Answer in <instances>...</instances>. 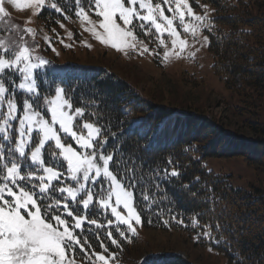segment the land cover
Segmentation results:
<instances>
[{"label":"snow or ice","instance_id":"snow-or-ice-1","mask_svg":"<svg viewBox=\"0 0 264 264\" xmlns=\"http://www.w3.org/2000/svg\"><path fill=\"white\" fill-rule=\"evenodd\" d=\"M195 2L203 14L189 0H73L69 11L100 44L167 64L194 60L196 45L210 44L204 32H211L215 10ZM9 8L30 9L33 15L50 8L69 18L59 0H0V264H78V258L83 264H115L124 243H132L144 226L141 202L149 207L155 199L142 187L144 177L134 162L118 156L116 147L109 150L106 126L87 111L95 101H76L75 89L61 85L40 91L38 79L47 73L38 70L51 61L39 54L37 30L14 22ZM72 35L68 32L69 39ZM43 39L56 52L50 38ZM17 91L29 96L18 103ZM163 171L179 175L175 169ZM171 219L184 225L176 215ZM191 225L203 228L194 241L214 240L212 223L201 226L194 214ZM163 226L171 227L168 219Z\"/></svg>","mask_w":264,"mask_h":264},{"label":"trees","instance_id":"trees-1","mask_svg":"<svg viewBox=\"0 0 264 264\" xmlns=\"http://www.w3.org/2000/svg\"><path fill=\"white\" fill-rule=\"evenodd\" d=\"M203 1L215 10L213 28L206 31L214 71L231 90L241 95L253 93L264 108V0ZM65 66L54 83L40 81V91L54 90L63 81V87L75 89L76 101H95L87 111L96 112L100 124L106 126L109 150L116 147L118 156L129 165L134 162L137 174L144 177L142 187L155 199L149 207H145L148 202L140 204L145 226L197 234L203 228L192 227L195 214L201 226L213 225L214 240L203 236L200 240L222 254L228 264H264V187L253 183L238 187L232 174L208 166L210 159L241 157L264 171V119L243 117L239 112L241 126L253 134L242 135L206 114L148 99L137 87L104 68ZM17 96L28 97L19 91ZM262 115L264 118V112ZM164 169H175L179 175H165ZM171 215L182 218L184 225ZM164 219L171 227L163 226ZM89 239L97 244L92 236ZM145 262L195 264L181 254L162 252L148 256ZM78 264H83L82 259L78 258Z\"/></svg>","mask_w":264,"mask_h":264},{"label":"rangeland","instance_id":"rangeland-1","mask_svg":"<svg viewBox=\"0 0 264 264\" xmlns=\"http://www.w3.org/2000/svg\"><path fill=\"white\" fill-rule=\"evenodd\" d=\"M189 2L197 13L203 14L196 2L192 0ZM59 3L68 13V19H64L50 8H46L39 15H33L30 9L18 11L9 8L10 17L14 22L19 23L21 27L37 30L39 54L51 61L43 70H38L47 73L38 79V84L42 80L52 82L55 76L64 73L65 65L68 63L88 65L113 72L137 87L142 96L148 99L176 107L181 111L206 114L242 135L253 136L241 126L242 115L243 117L248 115L252 119H264L262 115L264 108L261 107L260 100L252 96L253 93L241 95L231 90L216 74L213 66L215 60L209 45L201 47L197 44L196 47L200 48V51L194 60L173 59L167 64L162 63L159 57L147 54L141 57L130 53L125 56L100 44L90 33L83 31L79 20L69 11L72 7L70 0H59ZM199 4H207L212 9L209 2L199 0ZM28 20L32 22L27 23ZM60 23L64 24V28L60 27ZM68 32L73 34L71 39L68 38ZM45 35L50 38L51 47L55 48L59 55L47 47L43 39ZM204 35L209 36L206 31ZM140 39L144 40L149 48L156 49V44L150 42L148 37L141 35ZM189 42L191 43V40ZM85 43L90 44L91 48L86 47ZM160 51L162 54V50ZM23 93L29 96L28 93ZM16 98L19 103L21 98L17 95ZM235 105L240 108H236ZM208 166L217 172L232 174L233 183L238 187H249L251 183L264 187V171L249 165L241 157L210 159ZM113 235L118 236L114 228ZM195 235L196 233L184 229H152L144 225L138 229V235L132 243H124V251L118 255L115 264H139L148 255L161 252L181 254L195 264H228L226 258L217 253L211 245H205L201 240L194 241ZM97 248V252L101 251L99 247ZM209 248L212 251H209ZM110 251L117 250L110 246Z\"/></svg>","mask_w":264,"mask_h":264}]
</instances>
